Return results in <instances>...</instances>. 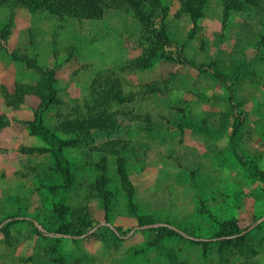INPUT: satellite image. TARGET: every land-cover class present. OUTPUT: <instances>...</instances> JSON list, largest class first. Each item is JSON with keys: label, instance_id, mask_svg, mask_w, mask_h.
I'll list each match as a JSON object with an SVG mask.
<instances>
[{"label": "rangeland", "instance_id": "374dc122", "mask_svg": "<svg viewBox=\"0 0 264 264\" xmlns=\"http://www.w3.org/2000/svg\"><path fill=\"white\" fill-rule=\"evenodd\" d=\"M184 1L151 16L169 43L122 0L95 19L0 3V264H264V0H203L196 21ZM13 53L54 70L43 119L76 139L59 196L30 125L45 85Z\"/></svg>", "mask_w": 264, "mask_h": 264}, {"label": "trees", "instance_id": "16d2710c", "mask_svg": "<svg viewBox=\"0 0 264 264\" xmlns=\"http://www.w3.org/2000/svg\"><path fill=\"white\" fill-rule=\"evenodd\" d=\"M129 3L140 16V20H142V24L145 26L146 31H150L153 33L155 39L159 41H163L165 43H169L170 39L168 35L164 32V24L162 23L160 29H156L153 25L154 22L152 20V14L156 7H160L158 5L159 0H157V6L153 3L155 0H148L150 4V9L145 10L146 0H122ZM203 0H185L184 3L186 5V9L190 11L192 19L196 21L197 14H195V9H198L201 6ZM0 3L16 5L17 3H23L27 5L29 9L33 11H47L51 15L57 16L58 18H64L66 16L76 17L80 19H95L101 17L102 10L99 5V0H0ZM224 3V13H227L232 7H244L251 6L255 4V0H223ZM103 9V8H102ZM162 12L166 11L167 8L161 7L159 8ZM149 11V12H148ZM165 15V14H164ZM1 29V28H0ZM4 30L1 29V35L4 36ZM153 38V39H154ZM151 46V52L146 57L138 59L137 66H148L150 64L152 55L156 54V46L154 41L151 38L147 39ZM16 58L25 60L30 66L35 67L41 73V77L43 79V83L45 85V92L41 95L40 103L36 108L33 109L32 120L30 121L31 129L35 135L41 138L46 143V150L49 152L50 156L53 159L54 165L51 168L52 173L49 177V186L50 191L53 192L54 195L59 196L62 192L70 188L75 184L76 176L72 168V164L68 157L66 156L65 148L70 147L76 141L74 138L62 137L57 134L55 131L51 130L47 124H45L43 119V113L46 109L52 106L54 103H57V97L54 90V70L53 69H42L35 65L34 60L28 58L27 56H18L16 53H13ZM217 74V73H216ZM219 79L220 75L218 74ZM108 94L114 92L115 96L120 95L114 91V84H110ZM235 132V127L232 130V134ZM233 137V136H232ZM260 179L264 181V172H257ZM54 209L56 213L59 215V219L62 222V226L67 228V207L62 202V200L54 201ZM227 225H223V228ZM163 232L157 237L156 242H160L164 237H172L175 234V230L170 228H163ZM63 231H65L63 229ZM239 232L236 231L237 234ZM234 235V233H232ZM228 241V240H225ZM147 243L149 245H153L152 241L148 240Z\"/></svg>", "mask_w": 264, "mask_h": 264}]
</instances>
